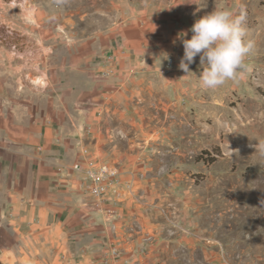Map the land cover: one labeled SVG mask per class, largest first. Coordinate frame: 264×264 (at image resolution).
Returning <instances> with one entry per match:
<instances>
[{
    "label": "rangeland",
    "instance_id": "obj_1",
    "mask_svg": "<svg viewBox=\"0 0 264 264\" xmlns=\"http://www.w3.org/2000/svg\"><path fill=\"white\" fill-rule=\"evenodd\" d=\"M196 8L203 15L225 8L245 16L254 48L238 84L201 88L200 55L178 91L160 78L171 55L177 57L172 76L182 70L181 33L154 39L147 31L155 22L186 25ZM0 27V225L14 217L4 191L18 177L6 160L18 163L27 152L7 143L1 126L5 119H33L57 130V150L48 154L61 165H70L77 146L81 155L132 171L134 192L124 188L123 198L129 193L140 207L153 208L171 237L189 232L186 224L198 228L197 262L188 261L179 243L164 252L165 264H264V0H0ZM129 27L145 36H124ZM124 43L128 72L137 67L147 78L137 98L115 105L105 98L96 68L104 49ZM35 70L39 86L31 81ZM72 119L81 121L77 135Z\"/></svg>",
    "mask_w": 264,
    "mask_h": 264
},
{
    "label": "crops",
    "instance_id": "obj_2",
    "mask_svg": "<svg viewBox=\"0 0 264 264\" xmlns=\"http://www.w3.org/2000/svg\"><path fill=\"white\" fill-rule=\"evenodd\" d=\"M196 9L193 17L185 18L186 25L180 22L175 28V22L167 25L155 22L153 29L147 33L150 32L154 39L170 38L176 32H186L191 37L192 32L189 29L197 19L204 16ZM122 33L136 39L140 35L145 36L144 30L137 27L124 28ZM132 44L133 41L130 46L129 43H124L116 48L107 47L102 55L111 49L118 52L127 46L131 48L134 46ZM150 44L155 49L158 46L157 42ZM126 58L127 56L119 59L116 76L101 81L107 94L105 98H113L115 105L120 101L130 102L137 98L140 86L147 78L138 76L137 67L129 73L130 64L124 60ZM149 67L145 66L143 71ZM181 71L176 76H159L166 87L177 90L181 85L180 80L187 76V73ZM35 75L41 77L37 70ZM95 77L98 79L97 68ZM41 82L42 79L35 85L39 86ZM129 89H132L131 95L127 94ZM80 125L81 121L71 120L72 132L76 135L80 133ZM1 131L7 143L27 152H21L18 163L14 162L16 158L6 160L8 171L15 172L18 177L13 185L10 183L8 191H4V197L9 204L7 210L14 217L10 224L0 225V264H101L104 250L112 242L119 241L132 264H165L168 257L164 252L179 243L189 251L186 256L188 261L197 262L198 258L192 250L203 248L197 227L186 224L189 232L176 230L174 237H171L164 219L162 223L157 221L155 210L140 207L129 193L124 198H117L111 193L105 206H99L88 190L89 182L84 174L63 167L58 162L60 158L56 159L48 154L52 148L57 150L55 146L58 142L53 137L57 130L53 126L37 123L33 119L23 124H15L5 119ZM76 147H71L70 165L86 159L110 163L91 154L81 155ZM120 173L125 179H131L133 174L127 170ZM108 207L117 208V215L112 219L106 217Z\"/></svg>",
    "mask_w": 264,
    "mask_h": 264
},
{
    "label": "clouds",
    "instance_id": "obj_3",
    "mask_svg": "<svg viewBox=\"0 0 264 264\" xmlns=\"http://www.w3.org/2000/svg\"><path fill=\"white\" fill-rule=\"evenodd\" d=\"M188 2L196 3L195 0ZM244 23L243 14L235 16L225 8H215L197 19L189 29L192 32L190 39L186 38L187 33L178 37L184 47L179 68L189 73V65L200 55L201 88L215 90L227 82L238 84L242 73L249 70L246 60L254 48L253 41L247 39Z\"/></svg>",
    "mask_w": 264,
    "mask_h": 264
},
{
    "label": "built area",
    "instance_id": "obj_4",
    "mask_svg": "<svg viewBox=\"0 0 264 264\" xmlns=\"http://www.w3.org/2000/svg\"><path fill=\"white\" fill-rule=\"evenodd\" d=\"M127 50L111 49L102 55V61L97 67L98 79L106 81L118 74L119 59L126 57ZM177 70V57L169 56L165 64L158 70V73L163 76L174 74ZM72 169L77 173L84 174V178L89 182L88 190L91 192L94 200L99 206H105L108 201L109 194H115L117 198L124 195V190L134 192V180L125 179L121 176L119 169L107 163H98L95 160L86 159L75 162L71 165H62ZM126 188V189H124ZM117 215V208L108 207L106 209V217L112 219ZM101 264H132L125 255V250L122 242H112L109 245V250L105 252L101 259Z\"/></svg>",
    "mask_w": 264,
    "mask_h": 264
},
{
    "label": "bare ground",
    "instance_id": "obj_5",
    "mask_svg": "<svg viewBox=\"0 0 264 264\" xmlns=\"http://www.w3.org/2000/svg\"><path fill=\"white\" fill-rule=\"evenodd\" d=\"M1 28V27H0ZM2 31H3V29H1ZM2 33V32H1ZM9 33V32H8ZM7 34V33H6ZM12 34H14L15 35V33H12ZM4 38V37H3ZM18 38V37H17ZM7 40V39H6ZM11 40V39H10ZM10 40H9V42H10ZM11 41H14V39H12ZM25 41H26V38H25ZM5 42V41H4ZM15 42H17V39H15ZM27 42V41H26ZM12 44V43H11ZM25 44V43H24ZM24 44L22 45H19V46H24ZM18 46V45H17ZM31 81H32V83L33 84H36V83H38V82H40L41 81V77H40V75H33V76H31Z\"/></svg>",
    "mask_w": 264,
    "mask_h": 264
}]
</instances>
